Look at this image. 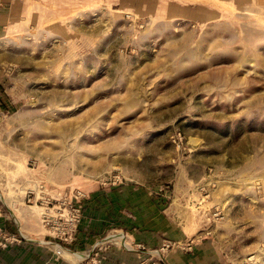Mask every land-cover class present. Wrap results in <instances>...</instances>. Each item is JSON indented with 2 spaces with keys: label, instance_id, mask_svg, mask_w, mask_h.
Returning <instances> with one entry per match:
<instances>
[{
  "label": "rangeland",
  "instance_id": "obj_1",
  "mask_svg": "<svg viewBox=\"0 0 264 264\" xmlns=\"http://www.w3.org/2000/svg\"><path fill=\"white\" fill-rule=\"evenodd\" d=\"M117 183L188 237L113 226L80 264L201 243L200 264H264V0H0V248L54 252L62 202Z\"/></svg>",
  "mask_w": 264,
  "mask_h": 264
},
{
  "label": "crops",
  "instance_id": "obj_2",
  "mask_svg": "<svg viewBox=\"0 0 264 264\" xmlns=\"http://www.w3.org/2000/svg\"><path fill=\"white\" fill-rule=\"evenodd\" d=\"M81 204L82 217L73 240L65 243L72 250L71 254L79 253L81 258L57 256L51 249L30 241L28 244L0 248V264H80L81 259L96 249L94 244L103 233L113 226L125 232L126 241L141 243L147 248L160 245L164 238L184 240L188 237L184 228L167 214L166 208L155 203L150 192L140 186L97 184ZM205 245L197 244L189 252L175 248L167 257L148 262L145 249L110 247L105 252L108 258L102 264H200L201 260L206 261L202 255Z\"/></svg>",
  "mask_w": 264,
  "mask_h": 264
},
{
  "label": "built area",
  "instance_id": "obj_3",
  "mask_svg": "<svg viewBox=\"0 0 264 264\" xmlns=\"http://www.w3.org/2000/svg\"><path fill=\"white\" fill-rule=\"evenodd\" d=\"M74 197L76 199L82 200L83 198H85V193L77 191ZM62 203L64 205V211L59 216L60 219L62 220L60 222L61 228L58 230L59 233L57 234L60 239L57 240L58 242L53 243L54 252L60 256H64L65 252H68L69 254L72 253V250L69 247L67 246L65 247V245L63 246L62 244L69 243L73 240L74 233L82 217L81 216L82 214L81 205L72 202L71 199L67 201H63ZM3 234L4 232L2 231V228L0 227V235L5 237V235ZM111 237H117L123 240L124 235L122 233L117 232V233L111 234ZM123 244H125L124 240H123ZM97 245H98V242L94 244L95 247ZM164 245L168 246V244H164ZM161 248L165 249L163 246ZM94 253L96 254V249L94 250ZM73 264H76V263H73Z\"/></svg>",
  "mask_w": 264,
  "mask_h": 264
},
{
  "label": "bare ground",
  "instance_id": "obj_4",
  "mask_svg": "<svg viewBox=\"0 0 264 264\" xmlns=\"http://www.w3.org/2000/svg\"><path fill=\"white\" fill-rule=\"evenodd\" d=\"M122 240V239H121ZM72 256L75 258H81L82 257V255L81 254H79V253H73L72 254Z\"/></svg>",
  "mask_w": 264,
  "mask_h": 264
}]
</instances>
